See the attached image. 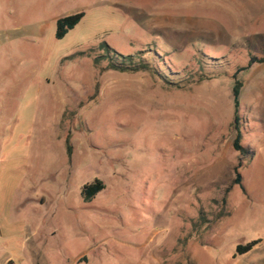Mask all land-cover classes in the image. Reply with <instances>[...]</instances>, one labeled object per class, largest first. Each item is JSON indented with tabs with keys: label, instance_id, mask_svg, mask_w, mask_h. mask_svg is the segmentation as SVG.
<instances>
[{
	"label": "rangeland",
	"instance_id": "1",
	"mask_svg": "<svg viewBox=\"0 0 264 264\" xmlns=\"http://www.w3.org/2000/svg\"><path fill=\"white\" fill-rule=\"evenodd\" d=\"M263 54L264 0H0V264H264Z\"/></svg>",
	"mask_w": 264,
	"mask_h": 264
},
{
	"label": "trees",
	"instance_id": "2",
	"mask_svg": "<svg viewBox=\"0 0 264 264\" xmlns=\"http://www.w3.org/2000/svg\"><path fill=\"white\" fill-rule=\"evenodd\" d=\"M84 12L80 11L74 14L62 16L57 19V32L56 35L57 37H63L66 35V33L74 28L83 18ZM103 48H106L107 52L114 51L108 44L105 42L100 45ZM259 62L262 63L264 62V54L260 57L258 56H252L250 58L249 65ZM121 68L123 69H150V66L148 64L145 65H132V63H122ZM247 67H240L238 68L234 74V84L232 88V94H233V101H234V120H233V125L236 130V136L234 139V146L236 149H241L244 150V148L240 145V140L242 137V131L240 128V115H239V106H240V94H241V88L243 86L242 80L238 77V73L242 70H245ZM66 151L69 159H71L72 155V145L70 144V140L66 139ZM242 175L238 168H236V178L234 180L235 183H238L241 185L242 188H244L243 184L241 183ZM105 188L104 182L96 178L92 182H87L83 186L82 190V195L83 199L86 202L92 201L95 196ZM256 244V241H251L245 245L239 244L236 248V252L238 253H244L252 249V247Z\"/></svg>",
	"mask_w": 264,
	"mask_h": 264
}]
</instances>
